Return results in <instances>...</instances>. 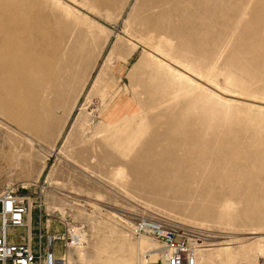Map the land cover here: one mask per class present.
I'll use <instances>...</instances> for the list:
<instances>
[{
  "label": "rangeland",
  "instance_id": "rangeland-1",
  "mask_svg": "<svg viewBox=\"0 0 264 264\" xmlns=\"http://www.w3.org/2000/svg\"><path fill=\"white\" fill-rule=\"evenodd\" d=\"M71 1L72 15L53 0H17L32 26L11 47L20 57L0 59V191L18 190L30 207L27 227L11 231L25 229L30 243L40 232L42 251L57 237V264H140L144 239L128 225L162 216L199 232L213 253L246 248L256 256L239 264H264V106L238 100L264 103V0H192L154 22L148 9L158 0ZM124 35L228 97L199 89ZM158 143L167 157H212L210 172L230 183L216 185V203L141 187L132 166ZM226 198L253 222L223 218Z\"/></svg>",
  "mask_w": 264,
  "mask_h": 264
},
{
  "label": "bare ground",
  "instance_id": "bare-ground-1",
  "mask_svg": "<svg viewBox=\"0 0 264 264\" xmlns=\"http://www.w3.org/2000/svg\"><path fill=\"white\" fill-rule=\"evenodd\" d=\"M53 1H55L58 5L64 6L68 14L70 15L74 14L73 13L75 12L74 7L76 6L75 4H73L71 0H53ZM191 1L192 0H177L173 2L169 0L167 2L166 0H158L155 6H151L148 9L149 20L154 22L158 18L170 16L171 13L182 11L184 10V7H186L184 11L186 10L188 11L190 10V7L188 6L187 3ZM16 4H17V0H0V59L2 58L3 60H5L3 57H10V58L17 57V54L13 52V49L11 47L13 45H18L19 43H21V39L24 37L22 35H24L27 32V29H29L32 26L28 22V20L24 18L23 12L21 11V9H19L20 7L19 8L16 7ZM255 4L252 3L251 5H255ZM259 8H260V4H259ZM263 9H264V4H263ZM154 10H157V14H158L157 16L154 15L155 12ZM192 10L193 9H191V11ZM262 11L260 10L259 12ZM262 17L264 18V16ZM218 18H220V16H218ZM263 18L261 19L263 20ZM167 27L169 31L170 26ZM151 34L153 35L152 32ZM124 36L130 39L129 41H132V43H135V45L139 47L142 46L147 52L159 58V62L161 65L166 66L170 70H174V71L177 70L176 72H178V74H180V76L183 77L185 80L196 83L199 89H205V88L210 89L212 96L218 97L220 99H222L223 97H228L226 91H224L220 87H214L210 85L207 82V80L205 81L195 71L189 69L188 67L183 66L181 63H179V61H174L167 54H164L163 52L156 50H149V48H147L141 43L136 42L129 36L126 35ZM153 39H155L154 35L150 38V41H152ZM166 43L171 46V43L169 41H166ZM19 49L21 50V48ZM238 100L244 101L246 103H250L252 106H256V105L264 106V103L259 101H254V100L252 101L250 99H245V98H238ZM152 145L153 148L150 150L151 155H153L151 157L152 159L150 158L151 155H142L139 158L144 162L141 165L136 164L134 167L132 166L133 171L135 173L137 172L136 175L137 181L141 185H143L141 187L149 188L153 193L154 192L161 193L164 195L170 194L173 196V198H179V197L180 199L191 198L190 201H195V202L202 201L205 204H212V203H216L217 201V198L215 196L211 197L210 195L211 193H213L214 190H217L215 188L216 185L230 184L228 179L222 174L221 175L218 174L215 176L210 172L212 157L211 158L205 157L204 156L205 154L203 153H201L200 155H196V158H194L193 156L192 158L191 154H185L184 156L167 157L162 153L159 154V152L156 151V147L158 146L162 147L164 144L158 143ZM193 145H195V143H193ZM198 157L202 158L203 160H201ZM123 173L124 172L122 168L119 169L118 175L119 176L123 175ZM205 192L206 193L210 192L209 196L208 195L203 196V193ZM199 195L201 197H198ZM200 210L205 211L203 208L202 209L200 208ZM218 210H220L222 217L225 218L227 221H232L235 218H237L240 219L242 223L253 222V220H251L250 217L244 215L245 213H243L242 215L237 214V204L231 202L229 198H226L222 201V203L218 207ZM145 239L154 242L156 246L154 244L147 243L148 241H146ZM136 240H143L139 245V250L142 252V254H144L143 263L147 259V256H148L147 261H157V257L158 260L161 258L162 254L160 248L155 241H153L150 238H144V237ZM198 241H199L198 245L196 246L197 247L196 264H198L200 255L202 260L201 264H210V263L213 264L216 262H218L219 264H239L241 263V261L244 260L245 257L249 255L256 256L254 250H247L246 248L233 250L229 247L226 248L223 247L222 249L218 250L216 253H213L212 249H205L210 247V243L208 247L204 246L203 238L200 233L198 236ZM260 252L264 255V246L260 247ZM127 262L128 264L132 263L133 257L130 258Z\"/></svg>",
  "mask_w": 264,
  "mask_h": 264
},
{
  "label": "built area",
  "instance_id": "built-area-1",
  "mask_svg": "<svg viewBox=\"0 0 264 264\" xmlns=\"http://www.w3.org/2000/svg\"><path fill=\"white\" fill-rule=\"evenodd\" d=\"M28 202V196L12 187L0 191V264H57L53 249L57 237L47 236L46 251L40 250L39 246L34 250L28 238L11 241V230L27 227ZM128 232L133 239L150 238L160 248L162 255L159 260L147 261V256L140 264H196L199 232L195 230L179 227L157 216L134 218L128 225Z\"/></svg>",
  "mask_w": 264,
  "mask_h": 264
},
{
  "label": "crops",
  "instance_id": "crops-1",
  "mask_svg": "<svg viewBox=\"0 0 264 264\" xmlns=\"http://www.w3.org/2000/svg\"><path fill=\"white\" fill-rule=\"evenodd\" d=\"M40 223V222H39ZM38 223V224H39ZM37 224V225H38ZM38 229V228H37ZM40 229V228H39ZM10 233V235H11V241L12 242H19L21 239H25V236H26V230L24 229V234H23V232L22 231H17V232H15V231H10L9 232ZM17 236H20L19 238L20 239H18L17 238ZM34 240V241H33ZM33 241V242H32ZM32 241H31V244L34 246V247H37L38 245H40V246H43L44 245V236L39 232V234L38 235H36L35 237H34V239H32ZM54 250H55V253L56 254H59V244H57V242H56V245L54 246Z\"/></svg>",
  "mask_w": 264,
  "mask_h": 264
}]
</instances>
